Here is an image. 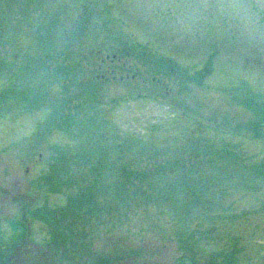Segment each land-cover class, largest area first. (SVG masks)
<instances>
[{
    "label": "rangeland",
    "instance_id": "rangeland-1",
    "mask_svg": "<svg viewBox=\"0 0 264 264\" xmlns=\"http://www.w3.org/2000/svg\"><path fill=\"white\" fill-rule=\"evenodd\" d=\"M104 261L264 264V0H0V264Z\"/></svg>",
    "mask_w": 264,
    "mask_h": 264
},
{
    "label": "flooded vegetation",
    "instance_id": "flooded-vegetation-1",
    "mask_svg": "<svg viewBox=\"0 0 264 264\" xmlns=\"http://www.w3.org/2000/svg\"><path fill=\"white\" fill-rule=\"evenodd\" d=\"M119 260L121 259V258H118ZM122 260V259H121ZM105 262V261H104ZM113 261H108V262H105L104 264H114V263H112ZM116 264H119V263H116ZM149 264H171V263H167V262H159V261H154V262H150Z\"/></svg>",
    "mask_w": 264,
    "mask_h": 264
},
{
    "label": "water",
    "instance_id": "water-1",
    "mask_svg": "<svg viewBox=\"0 0 264 264\" xmlns=\"http://www.w3.org/2000/svg\"><path fill=\"white\" fill-rule=\"evenodd\" d=\"M98 77V76H97ZM102 77V76H101Z\"/></svg>",
    "mask_w": 264,
    "mask_h": 264
}]
</instances>
